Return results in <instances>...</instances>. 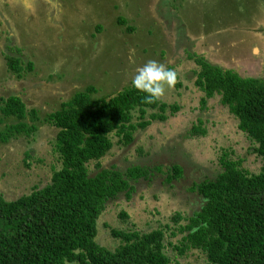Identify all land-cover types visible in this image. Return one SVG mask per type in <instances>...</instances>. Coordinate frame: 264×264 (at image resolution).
I'll return each instance as SVG.
<instances>
[{
	"label": "rangeland",
	"instance_id": "1",
	"mask_svg": "<svg viewBox=\"0 0 264 264\" xmlns=\"http://www.w3.org/2000/svg\"><path fill=\"white\" fill-rule=\"evenodd\" d=\"M259 1L264 2L0 0V98L17 94L26 108L37 112V121H33L35 131L0 142L3 198L13 200L29 193L32 187H42L49 181L51 171L59 168L53 141L56 129L42 119L60 101L87 85L95 89L90 94L92 98L110 97L132 84L138 67L156 60L178 73L180 86L168 90L162 101L176 102L180 109L164 121L136 129L128 145L117 143L114 133L109 134L112 146L98 160L100 168L114 166L124 173L128 166L142 165L150 172L146 178L129 180L133 186L129 196L121 192L105 201L96 219L94 240L113 249L118 239L111 237L109 228L147 232L160 227L164 231L163 250L171 263L206 264L200 248L179 254L174 247L180 245L186 233H180L178 226L186 224V218L205 202L190 189L191 185L215 179L222 170L218 158L224 152L250 173L260 170L262 158L252 150L255 145L237 129L236 119L217 97L207 99L205 107L199 108L201 92L192 83L198 66L186 54L195 48L197 33L223 44L241 35V23L252 21L254 15L264 16ZM118 18L124 24H118ZM186 30L190 39H185ZM5 55L16 56L22 65L32 63V69L16 77L6 69ZM205 55L212 62L218 58L210 52ZM256 71L264 78V56ZM242 72L246 75L239 71ZM132 115L136 112L132 111ZM0 117V129L16 121ZM197 118L206 129L203 136L188 134ZM174 163L181 166L182 176L166 182L165 168ZM94 165L95 161L86 164L89 176L97 171ZM157 165L162 166L161 171L154 170ZM119 211L126 215L120 216ZM175 212L182 216L177 223L171 219Z\"/></svg>",
	"mask_w": 264,
	"mask_h": 264
},
{
	"label": "trees",
	"instance_id": "2",
	"mask_svg": "<svg viewBox=\"0 0 264 264\" xmlns=\"http://www.w3.org/2000/svg\"><path fill=\"white\" fill-rule=\"evenodd\" d=\"M124 22L118 18V24ZM187 57L198 66L192 83L201 92L199 108L205 107L207 99L217 97L236 119L237 129L251 139L252 150L261 156L262 164L258 172L250 173L239 167L238 160L220 154L222 170L216 178L190 187L205 202L186 218V224L178 226L180 233H186L175 251L182 254L200 248L206 264H264V78L241 77L195 53ZM4 61L16 77L32 69V63L22 65L16 56L5 55ZM94 90L87 85L72 93L42 119L56 129L53 141L60 161L49 181L13 200H5L0 193V264H178L171 263L163 250L160 227L147 232L109 228L111 237L118 239L113 249L96 243L94 236L105 201L121 192L129 196L133 189L129 180L146 178L150 172L142 165L128 166L124 173L114 166L100 168L98 160L112 146L109 134L114 133L117 143L128 145L136 129L166 120L180 105L162 100L146 104V94L132 84L107 98H92ZM0 115L16 120L0 129L2 143L36 129V109L26 108L17 94L0 98ZM205 133L200 118L188 129L191 136ZM89 161H95L97 169L92 176L87 174ZM161 167L154 170L161 171ZM182 172L180 165L171 164L165 168L164 179H177ZM119 215L126 214L119 211ZM181 218L178 212L171 217L174 223Z\"/></svg>",
	"mask_w": 264,
	"mask_h": 264
},
{
	"label": "crops",
	"instance_id": "3",
	"mask_svg": "<svg viewBox=\"0 0 264 264\" xmlns=\"http://www.w3.org/2000/svg\"><path fill=\"white\" fill-rule=\"evenodd\" d=\"M259 4L260 6L264 7V2L259 1ZM261 26H264V16L259 17V14L254 15L252 21L244 22V24L241 23L240 31L242 34L236 35L234 38H231V40H228V42L225 44L218 42L217 40H213V38L207 34L203 35L202 33H197L196 36L198 38L196 39L198 45L195 44V48L192 47L188 54L195 53V55L202 57L205 61L217 65L222 69H231L235 71L241 77L262 78L258 76L256 71L259 69L260 62H262V56H264V48L262 46L264 31L261 30ZM190 37V32L186 30L185 39H190ZM232 47L234 49H231ZM253 47L260 48V55L254 56L252 54L251 50ZM209 52L215 54L216 56L218 55L216 60L219 61L215 60L212 62L208 60L205 57V54H208ZM191 60L193 61V59ZM221 62H223L225 65ZM239 71H245L246 75H244L243 72L239 73Z\"/></svg>",
	"mask_w": 264,
	"mask_h": 264
},
{
	"label": "clouds",
	"instance_id": "4",
	"mask_svg": "<svg viewBox=\"0 0 264 264\" xmlns=\"http://www.w3.org/2000/svg\"><path fill=\"white\" fill-rule=\"evenodd\" d=\"M251 51L254 56L260 55L259 47H253ZM178 82L177 71L156 60H148L143 66L138 67L132 78L133 87L146 94L143 98L146 104L161 101L166 92L174 88Z\"/></svg>",
	"mask_w": 264,
	"mask_h": 264
}]
</instances>
